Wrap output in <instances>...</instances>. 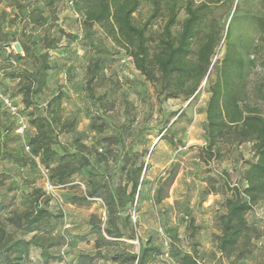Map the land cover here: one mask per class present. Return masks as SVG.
I'll return each mask as SVG.
<instances>
[{
    "label": "rangeland",
    "instance_id": "rangeland-1",
    "mask_svg": "<svg viewBox=\"0 0 264 264\" xmlns=\"http://www.w3.org/2000/svg\"><path fill=\"white\" fill-rule=\"evenodd\" d=\"M234 1L233 8L220 5L215 12L223 40L196 96L189 100H165L160 88L148 82L136 70L132 59L116 48L99 27L85 28L83 15L70 1L57 2L53 19L44 0H0V26L7 36L6 39L0 37V92L22 109L19 95L22 83L12 76L32 70L33 66L16 59L15 56L22 54L20 44L28 43L40 55L44 52L46 36H62L57 48L49 52L51 69L47 88L34 97L36 106L24 114L28 119L31 114L34 117L49 115L48 102L60 95L61 120L54 124L55 148L61 154H75L80 163L73 165H81V171L71 184L54 186L50 172L25 149L35 134L33 127L28 123L24 132L18 134L14 131L17 125L14 117L0 106V222L8 234L30 239L8 219L13 213L25 212L33 194L42 189L46 194L43 204L57 218L54 235L64 240L62 246L50 249L54 259L46 264H115L85 258L97 252L94 238L89 235L93 214L106 235L108 213L104 203L98 200L90 207H81L73 200L86 195L91 172L123 188L126 171L144 162L147 170L141 178L140 195L129 210L136 238L129 240L125 236L102 252L106 256L126 250L138 253L141 243L149 241L163 252L150 264H179V256L193 252L195 246L203 264L221 260L214 241L218 232L213 222L230 196L228 185L243 188V172L247 162L254 160L251 144L228 146L223 157L210 164L199 159V149L208 143L205 109L210 83L215 81L219 60L225 52L226 29L237 4L242 16L260 8L259 0ZM16 2L25 6L22 12ZM33 10L42 11L46 22L43 26L24 29L22 19ZM149 14L150 8L145 2L136 14L137 22L145 23ZM183 17L184 14L180 20ZM161 23L154 22V30L160 28ZM235 34L247 46L255 44L258 38L256 28L243 19L237 23ZM104 50L112 53L113 64L106 70L104 84L90 91L86 86L87 68ZM263 78L261 68L252 73L253 91ZM259 104L264 113V101ZM63 125L68 127L62 131ZM81 145L86 150L83 151ZM125 219L126 214L121 222L124 232L128 229ZM191 219L198 228L195 238L188 229ZM247 219L263 231V236L255 241L253 255L237 264H264V202L257 205ZM32 263L44 264L38 250L32 253ZM225 263L229 264L227 260Z\"/></svg>",
    "mask_w": 264,
    "mask_h": 264
},
{
    "label": "trees",
    "instance_id": "trees-1",
    "mask_svg": "<svg viewBox=\"0 0 264 264\" xmlns=\"http://www.w3.org/2000/svg\"><path fill=\"white\" fill-rule=\"evenodd\" d=\"M52 18H56L59 0H44ZM83 15L85 28L99 27L113 45L130 57L145 79L160 88L165 100H189L196 96L204 79L213 66V58L223 40V31L218 30L215 16L220 5L233 8L234 0H68ZM148 3L150 14L145 23L139 24L136 14ZM256 12L242 16L239 5L226 29L225 52L219 60L220 69L215 81L209 86V99L205 109L206 133L208 143L199 149V159L210 164L223 157L226 147L252 145L253 161L247 162L243 172L245 186L228 185L230 196L223 203V211L214 219L213 226L218 234L214 241L221 254V260L214 264H237L250 258L254 243L263 236V231L249 223L247 215L261 202H264V113L259 104L264 101V78L253 91L250 86L252 73L261 68L264 74V0H259ZM22 12L24 5L16 2ZM184 14L182 20L181 15ZM246 20L258 31L256 42L249 46L236 37V25ZM161 21L160 28L154 30V22ZM44 13L33 10L22 19L23 28L43 26ZM66 35L65 32H62ZM0 37L6 39L0 26ZM62 36L43 40V53L37 55L28 43H21L22 54L19 61L28 62L32 70L14 74L12 78L22 83L19 95L23 108L21 115L35 130L29 139L27 151L40 165L50 172L54 186L64 187L81 171L75 154H61L56 148L54 124L61 120L62 97L52 98L47 106L49 115L26 118L27 111L36 103L34 97L47 88L49 71V52L56 49ZM112 53L104 50L93 58L87 68L86 86L90 91L104 84L106 70L113 64ZM0 106L4 109L2 102ZM24 109V110H23ZM5 110V109H4ZM8 112V111H7ZM9 113V112H8ZM14 117V116H13ZM18 129V120L14 117ZM68 126L63 125L61 130ZM70 127H73L71 125ZM84 151L86 147L81 145ZM229 149V148H227ZM74 161V162H73ZM147 170L144 162L135 164L126 171V185L113 186L106 177L96 172L89 174L88 190L84 197L75 198L73 203L90 207L101 200L108 213V228L104 234L97 216H91L90 236L94 238L96 254L85 257L90 261L98 259L115 264H150L163 255L152 242L141 243L138 253L126 250L106 256L102 249L116 245L125 236L136 238L131 224L129 210L133 208L142 187V175ZM42 189L32 196L30 207L23 213H13L8 219L14 227L30 239L16 238L8 234L0 222V264H33L32 253L38 250L44 264L54 259L50 249L63 245V238L54 235L57 218L43 204L45 196ZM126 214L128 229L122 230V216ZM191 219L188 229L195 238L198 228ZM195 246L193 252L179 256V264H203L198 259ZM65 253V252H64ZM84 259V258H82Z\"/></svg>",
    "mask_w": 264,
    "mask_h": 264
},
{
    "label": "built area",
    "instance_id": "built-area-1",
    "mask_svg": "<svg viewBox=\"0 0 264 264\" xmlns=\"http://www.w3.org/2000/svg\"><path fill=\"white\" fill-rule=\"evenodd\" d=\"M0 101L2 102L4 109L18 120V129L16 132L18 134H22L24 130L27 128V122L26 119L21 115L19 107L7 95L2 94L1 92H0ZM26 150L29 151V148L26 147ZM165 256L166 257L168 256L167 252L165 253Z\"/></svg>",
    "mask_w": 264,
    "mask_h": 264
}]
</instances>
